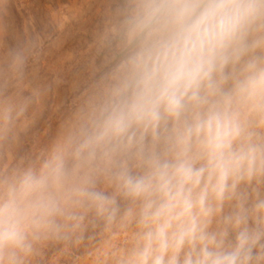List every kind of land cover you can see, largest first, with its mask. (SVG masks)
<instances>
[{"label": "clouds", "instance_id": "obj_1", "mask_svg": "<svg viewBox=\"0 0 264 264\" xmlns=\"http://www.w3.org/2000/svg\"><path fill=\"white\" fill-rule=\"evenodd\" d=\"M10 3L0 264L105 239V264H264V0H105L72 103L30 150L60 41L26 28L7 45Z\"/></svg>", "mask_w": 264, "mask_h": 264}, {"label": "rangeland", "instance_id": "obj_2", "mask_svg": "<svg viewBox=\"0 0 264 264\" xmlns=\"http://www.w3.org/2000/svg\"><path fill=\"white\" fill-rule=\"evenodd\" d=\"M105 6V0H11L6 17L9 28L3 37L7 45H14L26 28L31 34L40 33L60 41L39 65L38 78L52 81L59 75L63 83L56 86L45 101L43 116L25 138L24 150H30L33 144H44L54 136L60 119L74 98L75 74L87 61L88 45ZM63 20L66 23L61 31L56 22ZM114 242L105 239L68 252L53 250L48 254L46 264H105L110 243Z\"/></svg>", "mask_w": 264, "mask_h": 264}]
</instances>
